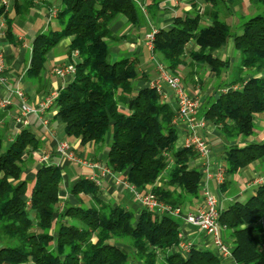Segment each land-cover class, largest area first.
Segmentation results:
<instances>
[{
	"label": "trees",
	"instance_id": "obj_1",
	"mask_svg": "<svg viewBox=\"0 0 264 264\" xmlns=\"http://www.w3.org/2000/svg\"><path fill=\"white\" fill-rule=\"evenodd\" d=\"M1 1L0 15L6 12ZM56 1L60 29L34 38L26 78L40 82L46 52L69 36L68 52H77L74 72L51 105L63 134L80 144L106 142L104 164L112 173L124 174L140 193L151 185L148 191L158 200L187 210L186 203L201 200L202 173L191 166L195 150L177 147V106L148 85L134 91V82L145 77L135 58L113 59L110 53L109 24L117 15L138 24L141 6L135 0ZM161 1L151 0L146 10L154 13ZM227 1L188 0V11L174 16L170 27L156 29L152 53L183 86L201 85L200 73L206 70L216 77L198 113L228 143L219 189L232 194L237 190L233 175L264 158V141L234 142L255 134V115L264 113V0H249L256 13L241 17L233 28ZM229 37L235 62L213 55ZM190 41L197 49L187 51ZM4 116L0 109V264H129L132 258L141 264H218L208 250L192 246L186 257L169 250L179 241L180 217L146 208L135 217L133 210L103 200L88 177L69 189L77 204L60 208L61 171L55 164H41L28 191L21 174L34 163L31 153L40 142L26 127L9 137ZM219 224L231 238L234 262L264 264V176L245 201L235 199L219 208ZM159 253L164 255L158 262Z\"/></svg>",
	"mask_w": 264,
	"mask_h": 264
},
{
	"label": "crops",
	"instance_id": "obj_2",
	"mask_svg": "<svg viewBox=\"0 0 264 264\" xmlns=\"http://www.w3.org/2000/svg\"><path fill=\"white\" fill-rule=\"evenodd\" d=\"M140 6L147 5L151 0H135ZM6 12L0 15V51L3 54V65L0 72V99H7L10 104L3 109L4 121L7 123L9 137H13L20 129L26 127L34 133L40 146L32 151L31 155L34 163L27 167L21 174V179L28 181V191L34 182L35 170L43 163L55 164L61 171V182L59 185V203L60 208L65 204H77L75 196L69 193L70 187L80 177H88L93 180L100 188V197L112 204H118L122 207L134 211L135 217L142 209V206L135 198L134 193L123 184L124 174H115L103 171L106 167V142L99 146L93 141L80 144L78 138H69L63 134L62 122L59 116H56V109L50 107L43 113L36 111L27 118V124L22 125L17 121L20 116L19 99L12 93L15 89H22L25 92L29 105L38 109L41 98L57 92L60 87L65 86L72 77L73 73L64 76L55 75L52 70L54 67L65 65L69 62H76L77 56H72L68 52L70 37H62L55 46L46 52V62L40 77L37 80L29 81L26 78V69L30 64L32 54V42L34 38L43 32L57 31L60 24L56 17L58 3L56 0H6ZM230 15L236 16L238 25L241 17L249 16V12L257 10L255 5L249 0H231L227 1ZM202 7L199 3L198 7ZM190 9L188 0H162L154 13L142 10L143 17L138 24H130L122 15H117L109 24L110 30V53L113 59L121 57L135 58L138 72L144 75L134 82V91L147 86L149 81L155 79L158 75L155 67V58H157L149 46L148 34L159 27L168 28L174 16L183 14ZM202 9V8H201ZM229 15V16H230ZM229 16L227 20H229ZM207 16L201 19L202 23L207 22ZM9 29L10 35H7ZM240 33L237 32V34ZM187 51L197 49V45L190 41L186 46ZM213 55L220 58H228L231 62L237 60L234 53L233 37H229L227 42ZM222 78H225L222 76ZM204 82L212 81L203 93H199L201 85L185 84L186 92L200 100V106L205 103L206 97L214 90L216 77L209 71H204L202 78ZM183 81V80H182ZM167 92L166 101L176 106L172 89L165 86ZM198 93V96L196 94ZM119 109L123 113H128L125 105H120ZM198 117L199 113H197ZM47 119V123L44 122ZM206 127L202 129V134L206 137L209 145V155L207 159H201L198 155L191 161V166H196L202 173L200 187H206L218 198L219 208L227 206L229 203L248 193L249 196L254 193L258 185L256 179L264 176V158L261 157L246 168L240 169L233 175L236 192L228 194L220 191L219 182L213 176L214 172L220 168L223 171V180L225 179V147L228 143L222 138L219 129L206 121ZM256 133L247 138L238 137L234 142L242 146L248 142L261 143L264 141V113L255 115ZM179 139L177 147L182 146L185 123L177 121L175 124ZM65 140L69 144V149L77 159L86 160L97 166H85L77 161L68 160L58 151V143ZM206 164V167L203 165ZM204 163V164H203ZM209 174L207 175L206 172ZM158 183V182H157ZM151 185L146 186V190ZM201 196V194H200ZM248 196V197H249ZM201 201V200H200ZM200 201L186 203L185 209L195 210ZM179 231L184 240L191 242V247L198 250H208L218 260V264H234L232 259L221 257L214 247L211 238L203 231L185 223L180 218ZM224 239L232 246L231 238L226 232H223ZM175 252L173 248L169 249ZM188 253H184L185 257ZM163 253L158 254L157 261L163 259ZM129 264H141L136 259H131Z\"/></svg>",
	"mask_w": 264,
	"mask_h": 264
},
{
	"label": "built area",
	"instance_id": "obj_3",
	"mask_svg": "<svg viewBox=\"0 0 264 264\" xmlns=\"http://www.w3.org/2000/svg\"><path fill=\"white\" fill-rule=\"evenodd\" d=\"M1 2L6 4V0H2ZM141 9L145 11V5H141ZM155 32L156 29H153L148 34V41L151 50L153 47L152 41ZM72 56H77L75 50L72 51ZM74 64V62H69L65 65L54 67L52 72L57 76H64L65 74L73 73L75 67ZM2 65L3 54L0 51V72ZM155 67L158 75L155 79L149 81L148 86L154 88L164 100L167 98L165 86L172 89L173 97L177 106L176 116L173 123L176 124L177 121H183L185 123L182 146L191 147L201 159H207L210 149L206 137L202 134V129H204L207 124L204 118L197 116L200 107L199 100L190 96L186 92L179 76L169 73L166 70L165 65L157 58H155ZM12 93L19 99L20 116L17 118V121L22 125L27 124V118L31 113L36 111L43 113L45 110L49 109L57 95V92H52L44 96L39 102L38 109H35L27 102L25 92L22 89H15ZM9 104V100L0 99V109H5ZM44 122L47 123V119H44ZM58 151L68 160L77 161L85 166H97L86 160L77 159L70 151L69 144L65 140L59 141ZM206 164L207 162L203 166L206 167ZM103 171L111 172L107 167H104ZM222 173V169L218 168L213 174L219 183L223 180ZM206 174L209 175L207 172ZM122 182L134 193L135 198L138 200L142 208H146L157 214L168 213L182 218L185 223L196 227L208 235L221 257L233 260L232 246L224 239L223 229L219 224L218 198L206 187L203 186L201 188V201L196 206V209L189 211L161 202L148 190L140 193L125 180ZM261 182L262 178L256 180V183L258 184ZM262 223L263 220L260 219L259 224ZM261 235L264 239V232ZM178 236L179 241L176 246L172 247L173 250L181 254L188 253L192 245L191 242L184 240L180 231ZM234 264L237 263L234 262Z\"/></svg>",
	"mask_w": 264,
	"mask_h": 264
},
{
	"label": "rangeland",
	"instance_id": "obj_4",
	"mask_svg": "<svg viewBox=\"0 0 264 264\" xmlns=\"http://www.w3.org/2000/svg\"><path fill=\"white\" fill-rule=\"evenodd\" d=\"M256 13V10L255 11H251V13L249 12V16H252V15H254ZM228 23L231 25V28H233L234 27V24L236 23V16H233V15H230L229 16V20H228ZM200 75L202 76V78H203V76H204V72L203 73H200ZM199 76V75H198ZM197 76V77H198ZM202 84H201V87H200V89H199V93H203L204 92V90H205V88L207 87V86H209V85H211L212 84V81L211 80H209L208 82H204V81H202L201 82ZM196 96H198V93L196 94ZM200 100H203L202 98L201 99H199V103H201L200 102ZM203 105V104H202ZM223 175V174H222ZM257 180V179H256ZM223 181V180H222ZM221 181V182H222ZM220 182V183H221ZM248 196H249V194L248 193H245L244 195H242L240 198H239V200L240 201H245L247 198H248ZM172 248V247H171Z\"/></svg>",
	"mask_w": 264,
	"mask_h": 264
}]
</instances>
